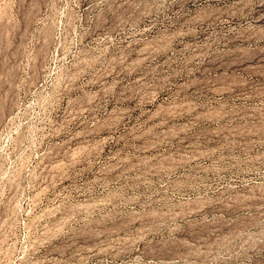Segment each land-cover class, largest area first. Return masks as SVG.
I'll list each match as a JSON object with an SVG mask.
<instances>
[{"label":"rangeland","instance_id":"rangeland-1","mask_svg":"<svg viewBox=\"0 0 264 264\" xmlns=\"http://www.w3.org/2000/svg\"><path fill=\"white\" fill-rule=\"evenodd\" d=\"M0 264H264V0H0Z\"/></svg>","mask_w":264,"mask_h":264},{"label":"bare ground","instance_id":"bare-ground-1","mask_svg":"<svg viewBox=\"0 0 264 264\" xmlns=\"http://www.w3.org/2000/svg\"><path fill=\"white\" fill-rule=\"evenodd\" d=\"M217 9V8H216ZM219 18V17H218ZM199 22V21H198ZM233 55V54H232ZM256 58V57H255ZM230 61V60H229ZM228 62V61H227ZM239 63V62H238ZM223 64V63H222ZM236 64V63H235ZM239 65V64H238ZM231 67V65H228V66H226V68H230ZM223 75V74H222ZM240 75V74H239ZM238 75V76H239ZM243 76V75H242ZM220 77V76H219ZM222 79L223 80H225V81H223V80H221V81H223V82H225V84L227 83V81H229V80H231L230 82L231 83H227L226 84V86L225 87H223V88H217L218 89V93H221V94H224V93H228V92H231L232 90H233V88H234V86L236 85V81H238V78H237V76L235 75V73H231V74H227V75H224V76H222ZM218 80H219V78H218ZM217 80V81H218ZM240 80V79H239ZM243 80V79H242ZM241 82V81H240ZM245 82V81H244ZM219 83V82H218ZM222 83V82H221ZM235 84V85H234ZM238 84V83H237ZM244 84H246V83H244ZM241 85V84H240ZM237 86V85H236ZM219 87H221V86H219ZM237 90V89H236ZM235 90V91H236ZM249 95V94H248ZM224 96V95H223ZM142 100V99H141ZM152 101V103H154L155 101H156V99H154V100H151ZM190 102V101H189ZM165 104V103H164ZM169 104V103H168ZM196 104V103H195ZM155 105V104H154ZM162 107H164V106H162ZM181 107V106H180ZM170 108H172V107H170ZM169 109V108H168ZM189 109V108H188ZM160 110V109H159ZM170 110V109H169ZM169 112V111H168ZM168 112H160V111H156L155 113H153L154 114V116H152V117H154V118H156V119H160V120H162V122H163V120H165L167 117H168ZM171 112V111H170ZM222 112V111H221ZM172 113V112H171ZM176 115V114H175ZM177 115H179L178 113H177ZM221 115V114H220ZM173 116V115H172ZM186 116V115H185ZM151 117V118H152ZM177 117V116H176ZM205 117V116H204ZM219 117V116H218ZM153 118V119H154ZM174 118H175V116H174ZM173 118V119H174ZM171 120V119H170ZM166 121V120H165ZM168 122V121H167ZM156 124H158V123H156ZM162 124V123H161ZM162 126V125H161ZM164 126V125H163ZM181 128V127H180ZM187 131V130H186Z\"/></svg>","mask_w":264,"mask_h":264}]
</instances>
